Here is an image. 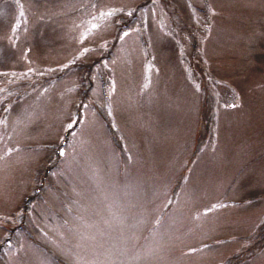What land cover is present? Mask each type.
<instances>
[{
  "label": "rangeland",
  "instance_id": "1",
  "mask_svg": "<svg viewBox=\"0 0 264 264\" xmlns=\"http://www.w3.org/2000/svg\"><path fill=\"white\" fill-rule=\"evenodd\" d=\"M0 264H264V0H0Z\"/></svg>",
  "mask_w": 264,
  "mask_h": 264
},
{
  "label": "snow or ice",
  "instance_id": "2",
  "mask_svg": "<svg viewBox=\"0 0 264 264\" xmlns=\"http://www.w3.org/2000/svg\"><path fill=\"white\" fill-rule=\"evenodd\" d=\"M127 33H125V35H126Z\"/></svg>",
  "mask_w": 264,
  "mask_h": 264
}]
</instances>
